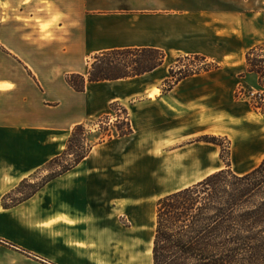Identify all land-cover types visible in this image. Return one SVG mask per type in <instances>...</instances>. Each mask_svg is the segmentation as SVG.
Wrapping results in <instances>:
<instances>
[{"label":"crops","instance_id":"crops-1","mask_svg":"<svg viewBox=\"0 0 264 264\" xmlns=\"http://www.w3.org/2000/svg\"><path fill=\"white\" fill-rule=\"evenodd\" d=\"M46 2L64 16L54 37L5 30L0 38V264H154L151 195L165 186H151V161L162 162L164 182L168 165L181 168L167 195L220 170L210 167L223 161L219 147L188 142L214 127L229 96L235 67L225 64L239 60L245 79L260 86L246 56L264 46L263 13L215 12L203 0ZM135 48L163 51L164 64L135 78L87 82L83 92L67 82L70 74L86 75L97 54ZM190 56L221 67L163 92L166 59ZM154 90L160 93L152 97ZM114 104L127 108L132 134L95 144L74 169L5 206V197L66 150L77 125L93 126ZM240 144L251 149L249 141ZM188 165L199 166L191 184Z\"/></svg>","mask_w":264,"mask_h":264},{"label":"trees","instance_id":"trees-1","mask_svg":"<svg viewBox=\"0 0 264 264\" xmlns=\"http://www.w3.org/2000/svg\"><path fill=\"white\" fill-rule=\"evenodd\" d=\"M257 52L264 53V46H256L247 53V72L257 74L259 85L264 88V61L255 58ZM196 57L206 61L205 57ZM165 58L163 51L154 48L107 51L95 55L86 75L70 74L67 82L77 92H83L87 82L130 79L152 72L164 64ZM253 108L264 113V102L253 104ZM85 128H74L69 148L75 134ZM132 133L130 122L126 130L119 127V136ZM205 141L216 144L213 140ZM92 148L45 184L78 166ZM23 183L5 197V206L7 198L19 192ZM43 186L36 187L15 205L34 196ZM153 257L154 264H264V158L246 173H237L228 165L161 198L157 204Z\"/></svg>","mask_w":264,"mask_h":264},{"label":"rangeland","instance_id":"rangeland-1","mask_svg":"<svg viewBox=\"0 0 264 264\" xmlns=\"http://www.w3.org/2000/svg\"><path fill=\"white\" fill-rule=\"evenodd\" d=\"M203 2L205 3V8L212 9L215 12L224 10L236 11L237 13L261 12L264 17V0H203ZM51 5L49 2L37 4L36 2L26 3V0H0V38L3 32L7 30L16 35L29 33L32 36L39 37L41 40L51 39L54 37V31L59 29L58 24L64 17L62 14H54L55 12H53ZM45 16L50 17L46 18ZM255 58L264 61V53L257 52ZM93 62L94 59L89 60L90 65ZM231 65L235 67H232L235 81L231 85L226 86V93L229 96L220 102L219 113L214 117V127L209 128V132L206 134L197 135L196 140L189 141L188 144L195 142L209 143L205 141L206 139L215 141L216 144H211L219 147L220 157L223 161H213V165L210 167L213 170H222L231 165L234 171L243 173L257 166L264 158V113L253 108V104H262L264 102L261 100L264 97V88L258 86L255 77L249 76L245 79L244 76L248 74H246V70L239 60L225 64L228 68ZM168 67H171L170 71H173V75L169 74L168 79L162 82L163 92L169 91L171 87L179 83L178 80L187 75L192 77L207 72L215 73L221 65L212 60L206 59L204 61L196 56H190L169 57L166 59L164 69ZM231 88L233 90L232 94L230 92ZM128 122L130 121L127 108L114 104L110 115L103 116L93 126H85L86 128L83 132L78 131L74 139H72L70 148L67 146L61 157L57 159V162L45 166L27 179V182L23 183L19 192L12 195L11 198H7L6 204L14 206L18 201L33 193L38 187L45 186V183L60 173L65 166L73 163L78 155L88 152L91 146L113 136H119V127L126 130ZM244 141H249V145H251L249 151L241 146L240 143H244ZM256 145H260V148L256 147ZM249 154L250 160L242 161ZM162 165L161 161H151V186H165L162 190L155 189L151 195L152 220L154 218L155 220L157 219L158 201L167 196L168 193L173 192L179 183L177 179L181 172L179 165H168V169L171 172V180L169 182H164ZM198 167L197 165L183 167L187 170V174L183 176L187 179L188 184L196 181L197 176L195 175H197L196 169ZM207 167L205 165L204 172L211 171Z\"/></svg>","mask_w":264,"mask_h":264},{"label":"bare ground","instance_id":"bare-ground-1","mask_svg":"<svg viewBox=\"0 0 264 264\" xmlns=\"http://www.w3.org/2000/svg\"><path fill=\"white\" fill-rule=\"evenodd\" d=\"M36 2L37 4H41L46 2V0H26V3ZM156 94H158L156 91H154L151 96L154 97Z\"/></svg>","mask_w":264,"mask_h":264}]
</instances>
